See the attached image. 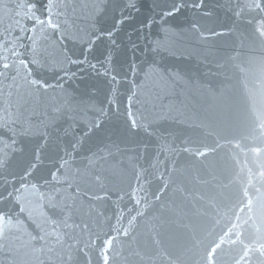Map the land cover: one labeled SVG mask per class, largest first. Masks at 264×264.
I'll return each mask as SVG.
<instances>
[{"label":"snow or ice","instance_id":"obj_1","mask_svg":"<svg viewBox=\"0 0 264 264\" xmlns=\"http://www.w3.org/2000/svg\"><path fill=\"white\" fill-rule=\"evenodd\" d=\"M218 7L209 0H0V264H264V0L229 4L227 30L214 26ZM85 10L90 36L79 56L61 51L57 70L52 50H63L73 35L70 16ZM188 13L207 50L201 91L223 118L169 140L158 125L184 123L176 98L192 79L155 57L175 52L174 21ZM157 26L161 35L150 38ZM225 37L235 47L218 55L217 38ZM78 65L125 89L129 109L134 100L144 105L140 120L127 112L129 130L143 133L145 150L162 142L167 154L164 162L154 154L150 168L132 165L133 182L121 189L113 217L100 203L110 193L106 166L120 150L104 135L117 98L110 86L108 109L92 103L94 85L79 100L70 96L65 83ZM254 67L259 74L249 88ZM49 72L59 77L54 84ZM240 75L245 100L234 109L229 89L213 81ZM66 121L62 138L57 128ZM149 207L156 210L150 220ZM101 218L108 231L99 228Z\"/></svg>","mask_w":264,"mask_h":264},{"label":"water","instance_id":"obj_2","mask_svg":"<svg viewBox=\"0 0 264 264\" xmlns=\"http://www.w3.org/2000/svg\"><path fill=\"white\" fill-rule=\"evenodd\" d=\"M75 2L81 3L84 2V0H75ZM237 2L238 0H209V4L212 7L224 5V7L217 8L219 18L215 21L214 26H217L220 30H227V27L233 24L234 18L227 6L229 4L235 5ZM239 2H242V0H239ZM145 3L150 5L152 0H145ZM86 13L87 10H85L84 14L78 12L76 15L70 16L68 26L73 35L70 39L64 41L63 50H61L58 45L52 50V62L54 64L57 60H63V56L60 55L61 51L69 56L73 53H75L76 56L80 55L83 46L90 36L89 22ZM192 19H194V17L191 13H188L187 16H180L174 21V24L178 25L176 28L177 35L172 37L176 47L175 52H165L155 57L158 62L163 63L165 68L175 67L183 70V72L192 79V86H190L183 95L176 98L177 107H179L182 113L180 119L183 120L184 123L181 124L176 120H169L158 125L160 131L169 140L172 139L170 133L178 134L181 129H189L190 125L201 123L213 126L223 118V114L217 107L216 101L205 96L203 91H201V89L207 87L205 81L209 79L206 75L209 66L203 62L204 56L207 55V50L201 46V42L196 34L190 30V21ZM133 30L134 28L131 26L127 29V31ZM160 35L161 33L158 26L149 33L150 38H158ZM121 38L126 42L128 39L127 32L122 33ZM140 43L143 45V38H141ZM233 47H235V45L231 38H217L218 55L231 53ZM161 57H163V59H161ZM89 59L92 58L89 57ZM92 62L97 63L94 59H92ZM61 66L60 64H55L57 70ZM82 68L87 69V65L73 66V70L76 71L77 74L73 79L65 83V87L68 89L70 96L75 95L77 100H79L80 94L84 91L85 87L94 85L95 88L98 89V92L97 99L92 101V103L98 105L99 102L105 101L106 96L108 99H113V95L109 93L110 86L113 88V92L117 98V104L111 106V119L104 135L106 136L107 142H115L120 150L116 152L115 158L112 161V166H106L108 167V171H106L105 174L108 178L107 184L110 193L109 199L100 203V210L108 217H113V214L118 211L117 202L119 201V195L122 194L121 189L126 190L129 182H133L132 165L135 163L150 168V162L153 160L154 154L158 155L162 162L165 161L167 154L161 151L162 142H148L145 150L146 138L143 133L135 135L133 131L129 130L130 119L135 118L140 120V113L145 111L144 105L134 100L131 109H129L127 104L128 93L125 89L119 88V90L116 91L117 86L111 85L109 78L103 76L98 77L95 72L91 70L81 71ZM258 74L259 68L254 67L252 69V74L248 77L249 88L252 87L251 82L254 76ZM54 75V72H49L47 77L49 82L53 84L56 82V79H59L58 76L53 79ZM221 81H223V84L220 83ZM213 82L217 87H227L229 89L232 95L234 109L243 108L246 94L243 75L231 76L228 80H225L224 76H218ZM59 91L60 90L57 89V92L51 94L55 96ZM46 102L47 98H44L41 104L43 105ZM104 107L106 109L109 108L106 101ZM128 111H131L133 114L131 118L127 115ZM145 114L147 115V113ZM87 118L91 119L92 116L88 114ZM69 123H71V121L61 122L60 126L57 128V133L62 138L64 137L63 129L67 128ZM176 143L179 144L180 141L177 140ZM78 159H83V157H78ZM162 169L163 163L161 165V170ZM166 195L171 197L172 192L169 191ZM125 204H127V200L120 202V207L124 208ZM128 207H131V205L129 204ZM125 211L127 210L125 209ZM155 214L156 210L152 207L145 210V215L148 220ZM112 223H115L114 218L112 219ZM99 228L103 231H108V224L103 221V218H101Z\"/></svg>","mask_w":264,"mask_h":264}]
</instances>
